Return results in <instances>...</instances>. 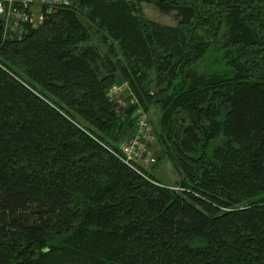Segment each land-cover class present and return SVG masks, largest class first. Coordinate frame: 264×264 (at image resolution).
<instances>
[{
	"label": "trees",
	"instance_id": "16d2710c",
	"mask_svg": "<svg viewBox=\"0 0 264 264\" xmlns=\"http://www.w3.org/2000/svg\"><path fill=\"white\" fill-rule=\"evenodd\" d=\"M133 1L176 23L132 0H71L20 38L0 18V264H264V0ZM222 30L226 70L197 74ZM123 82L158 107L177 188L117 157Z\"/></svg>",
	"mask_w": 264,
	"mask_h": 264
},
{
	"label": "rangeland",
	"instance_id": "374dc122",
	"mask_svg": "<svg viewBox=\"0 0 264 264\" xmlns=\"http://www.w3.org/2000/svg\"><path fill=\"white\" fill-rule=\"evenodd\" d=\"M71 3V0H69ZM134 13L141 15L142 17L146 19H150L153 21H156L163 25H174L176 23V16L175 12H169V13H162L160 12L153 4L146 3V2H134ZM79 17L82 19V21L85 23V25H88L87 19L85 18L83 13H79ZM88 32H89V41L84 44L85 46H93L97 52H99L102 55L107 54L109 51V43L110 40H105L103 33L98 30L97 27L88 26ZM224 30L220 33L219 37H217V40L213 42L211 45L210 50L206 53L203 59H201L198 64L195 66V72L197 74H210V73H223V71L226 70V59L223 55V48H224ZM113 47L117 49V45L113 44ZM150 78V87L152 91H156L158 87H161V85H157L155 82V75L154 73L149 74ZM124 83V82H123ZM122 83H113L110 88L114 85L118 86ZM109 88V90H110ZM108 90V98L111 100V102L114 105L115 113L117 114V117L119 119H125L127 110L130 106L134 105L135 108L132 111V114L135 116V123L132 134L135 132V125H136V119L139 113H145L147 115V119L152 125V131L154 130L155 134L157 133V136H161V127H160V111L157 106L151 107L147 112L143 109V107L137 102V99L129 91L128 88L121 92L110 93ZM131 114V115H132ZM186 123H188V120H186ZM126 140V139H125ZM123 140L120 143V146L125 141ZM154 143V144H153ZM152 150L156 156V163L155 161L152 163H137L136 165L143 166V168L151 175H153L161 184L170 186L172 188H177L178 183L181 179L180 173L175 168V163L173 157L170 158V156L166 155V149L165 147L157 141L155 143L153 141ZM154 156V157H155ZM118 157V156H117ZM119 158V157H118ZM153 166H152V165ZM135 165V166H136ZM195 244V243H194Z\"/></svg>",
	"mask_w": 264,
	"mask_h": 264
},
{
	"label": "built area",
	"instance_id": "2783aa9c",
	"mask_svg": "<svg viewBox=\"0 0 264 264\" xmlns=\"http://www.w3.org/2000/svg\"><path fill=\"white\" fill-rule=\"evenodd\" d=\"M69 0H0V18L3 23V36L20 38L29 27H37L58 7L68 6ZM127 88L124 82L110 88V93ZM147 115L139 113L133 136L126 139L119 148L118 157L125 164L134 167L139 163H153L150 144L154 137Z\"/></svg>",
	"mask_w": 264,
	"mask_h": 264
}]
</instances>
